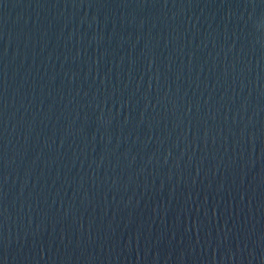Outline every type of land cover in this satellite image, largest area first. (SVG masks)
<instances>
[{"label": "water", "instance_id": "obj_1", "mask_svg": "<svg viewBox=\"0 0 264 264\" xmlns=\"http://www.w3.org/2000/svg\"><path fill=\"white\" fill-rule=\"evenodd\" d=\"M0 264H264V0H0Z\"/></svg>", "mask_w": 264, "mask_h": 264}]
</instances>
